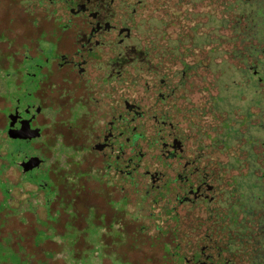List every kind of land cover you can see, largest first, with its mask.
<instances>
[{"label":"flooded vegetation","instance_id":"obj_1","mask_svg":"<svg viewBox=\"0 0 264 264\" xmlns=\"http://www.w3.org/2000/svg\"><path fill=\"white\" fill-rule=\"evenodd\" d=\"M15 1L0 0V168L32 166L15 195L35 181L54 232L73 228L119 264H240L228 234L244 210L243 173L229 170L242 161L238 90L259 104L264 60L244 75L224 57L228 0ZM187 3L206 8L188 24ZM21 204L25 219L2 204V260L29 241Z\"/></svg>","mask_w":264,"mask_h":264},{"label":"rangeland","instance_id":"obj_2","mask_svg":"<svg viewBox=\"0 0 264 264\" xmlns=\"http://www.w3.org/2000/svg\"><path fill=\"white\" fill-rule=\"evenodd\" d=\"M172 1L173 0L166 1L167 6L170 7L168 8L169 11L175 10L172 9ZM15 2L18 6L22 7L24 5L23 1L16 0ZM210 4H212V2H210ZM184 9L189 13V16L184 18L186 24L190 23L188 20L193 18L192 14H194L195 11L206 10L205 7H198V5L194 8V4L188 3L180 5L179 11ZM238 9L240 12H236L235 19V14L227 11V16L231 15L230 17H233V20L231 19V28H226L228 51H224V53H226L224 57L234 62L238 59L239 65H242L243 74L248 75L256 69V65H253L255 61L259 59L264 60V0H243L236 4V10ZM202 20L203 19L200 21ZM19 23H23L21 19ZM217 24L218 20L216 22L212 18V38L214 37L213 31L215 33H220L219 29H215L217 28ZM24 26L25 25L22 27ZM215 53H219V51H215ZM263 66L264 64L262 65L263 71H260V74H264ZM227 68L228 70L224 72V75L228 76L226 80L230 82L232 78L231 75L233 76L235 74L229 67ZM259 69L261 70V68ZM245 79L246 78H244V80ZM259 85L260 96L258 105L257 100L252 101L255 97H252L250 91L246 93V91L240 92L238 90V96H241V98L245 100V102H242L243 106L241 108L245 132L242 146V161L240 163L241 167H236L237 169L229 168L231 171H242L244 177L243 183L245 188L243 189V201L242 205L239 206V208L244 210L238 215L239 219L235 221L237 224L234 223L228 227L229 237L238 248L236 250L239 252L240 264H264V187L262 185L259 187L256 185L255 181L258 175V168H260V170L264 168V133L261 132L262 127L264 128V83H259ZM252 103H254V107ZM257 123V128L260 129L261 140L256 143L257 146H254L252 145L253 138L250 125ZM0 139V158H2L9 141L7 142L5 139ZM26 162L28 165L25 167L23 166L24 168L20 166V169L10 167L2 174L0 168V186L2 184V179L7 180L9 183L3 185L5 189L3 188L1 193L3 199L0 201V212L7 208V206H2V204L8 205L17 212L18 218L23 215V219H25L27 212L23 208L27 205L21 204L22 206H20V208L16 206L21 202L29 205L30 209L28 210L31 211V221L27 226L29 229L28 234L30 233L28 238L29 241L25 240V242H22L19 237L17 238L18 242H22L23 246H28L29 251L26 252L25 249H21V246L17 242L15 244L17 251L13 253L8 251V256L3 260L2 256H0V262L2 261L5 264L8 261L10 264H119L118 258L115 260L109 255L102 257V254L99 252L100 245L89 242L91 241V238L87 234L90 231L89 227L77 231L78 235H81V233L85 235L83 237L84 241L89 242L80 246H78L72 236V232H74L73 228L70 229L69 227H65L61 233V229L57 227L54 232L49 226L50 220H48L47 216L44 214L45 194L41 189L37 188L34 183L35 181L31 180V194L26 193L22 195L17 193L15 195L18 190L17 188L25 191V188L30 187V185H26L21 179V172H24L26 168L31 166V157L28 158ZM233 166L235 167L236 165L233 163ZM33 178L34 176L31 175V179ZM262 179H264V176H262ZM10 184H14V186ZM257 195H259L258 200ZM12 197L14 198L11 200ZM4 198H8V201H4ZM0 215L2 214L0 213ZM13 224L14 223L11 222L9 226ZM11 233L14 234L15 232ZM7 235L11 236L9 234ZM1 240L6 242L8 238L3 236Z\"/></svg>","mask_w":264,"mask_h":264},{"label":"trees","instance_id":"obj_3","mask_svg":"<svg viewBox=\"0 0 264 264\" xmlns=\"http://www.w3.org/2000/svg\"><path fill=\"white\" fill-rule=\"evenodd\" d=\"M236 2L234 1V0H229L228 1V3H227V10H228V12H232V13H234L235 15H234V19H235V16H236V12H240V10L238 9V10H236ZM235 7V8H234ZM233 8V9H232ZM231 9H232V11H231ZM184 10H186V9H184ZM231 16V15H230ZM230 16H226V19L224 20V22H223V24H224V26L225 27H230V26H232L230 23L232 22V20H233V17H230ZM212 17H213V19L215 20L216 19V21L218 20V24L217 25H219L220 24V21L222 20V19H220V16L217 14V12L216 13H212ZM215 17V18H214ZM220 19V20H219ZM232 19V20H231ZM222 23V22H221ZM231 28V27H230ZM215 51H216V48H213V53H215ZM214 55V54H213ZM245 258V257H244ZM243 258V259H244ZM246 263V262H245ZM148 264H150V263H148Z\"/></svg>","mask_w":264,"mask_h":264},{"label":"water","instance_id":"obj_4","mask_svg":"<svg viewBox=\"0 0 264 264\" xmlns=\"http://www.w3.org/2000/svg\"><path fill=\"white\" fill-rule=\"evenodd\" d=\"M31 167V166H30Z\"/></svg>","mask_w":264,"mask_h":264}]
</instances>
